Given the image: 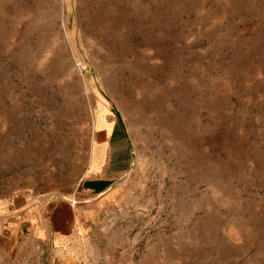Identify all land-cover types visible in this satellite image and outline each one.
Segmentation results:
<instances>
[{"label":"rangeland","instance_id":"rangeland-1","mask_svg":"<svg viewBox=\"0 0 264 264\" xmlns=\"http://www.w3.org/2000/svg\"><path fill=\"white\" fill-rule=\"evenodd\" d=\"M65 200L68 242L19 216ZM0 264H264V0H0Z\"/></svg>","mask_w":264,"mask_h":264},{"label":"crops","instance_id":"crops-1","mask_svg":"<svg viewBox=\"0 0 264 264\" xmlns=\"http://www.w3.org/2000/svg\"><path fill=\"white\" fill-rule=\"evenodd\" d=\"M104 124L99 128L100 137L94 144L85 177L87 192L99 198L113 192L115 181L126 173L129 162L125 132L116 122L106 121ZM75 204V200L35 203L23 208L19 216L38 237H51L55 243L62 244L70 241L72 231L77 229L81 219Z\"/></svg>","mask_w":264,"mask_h":264}]
</instances>
